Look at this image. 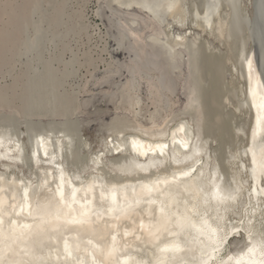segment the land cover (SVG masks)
<instances>
[{
	"label": "bare ground",
	"instance_id": "1",
	"mask_svg": "<svg viewBox=\"0 0 264 264\" xmlns=\"http://www.w3.org/2000/svg\"><path fill=\"white\" fill-rule=\"evenodd\" d=\"M32 1L35 0H2L0 3V82L10 74L14 79L11 84L0 87V109L15 110L13 113L16 112L21 120L53 119L47 120L48 123L27 125L26 129L18 127L19 122L16 120L0 123V197L3 198L0 264H100L101 252L104 253V264H125V261L127 264H201L202 260L209 259L210 253V264H235L241 257L242 264H248L249 260H264L259 255V250L255 256L248 253V248L253 243L264 239V192L261 191L264 187L260 186V180L253 179L251 152L245 155L249 148L258 152L264 143V140H256L255 145L252 142L253 116L248 94L252 97L253 89L257 93L261 92L264 85L256 47L248 44V39L252 37L251 31L246 27L247 23L254 22H260L262 26L263 12L260 10L262 15L259 14L260 19L256 18L259 21H254V17L264 0H168L162 7L166 20L152 11L153 16L141 15L132 10L127 13L132 19H118L117 25L113 26L119 28V33H123L125 29L131 35L129 46L136 50H148L153 46L162 56L169 52L179 55L188 69L184 72L180 68L176 76L179 82L177 89L166 95L161 92L158 84V72L152 74L150 79L142 76L135 78L134 70L132 72L128 68V63L133 62L130 49L127 51L130 53L128 62L110 63L109 69L100 79L95 76L96 87L104 90L108 79L120 71L122 73L124 68L129 69L130 75L125 78L127 80L124 84L116 86L117 101L113 110L117 117L107 126H101L100 136L96 134L99 136L98 141L83 136L80 125L86 122L84 118L73 131L68 127L53 125L54 120L86 115L85 100L79 98L80 91L74 89L76 85L73 87L72 83L69 84L78 72L76 60L81 57L77 58L73 52L71 59L66 60L65 55L70 48L65 42V36L54 38L48 34L58 32L55 28L60 15L58 9L63 0H39L44 8L40 17L41 26L34 27L31 39L25 41V34L30 29L29 20L33 18ZM112 1L121 8H133L137 4L142 11L148 10L139 0ZM115 11H111L114 17ZM233 12L237 13V28H233L229 22ZM75 21L74 24H78V20ZM131 24L137 25V29ZM242 24L245 25L243 28ZM74 27L73 30H79ZM54 30L57 32H53ZM238 30L243 32L242 38L237 35ZM46 38L49 40L45 41ZM120 39L121 37L117 40ZM149 40L152 44H149ZM23 45L25 49L21 48ZM104 46L100 51L105 49ZM203 51L223 54L226 61L224 64L228 66V77L225 76L228 88L221 98L222 107L221 110L218 109L220 115H215L214 118L225 126L222 119L227 113L228 117L233 116L238 121L241 130L235 135V146L231 149L236 158L221 160L219 166L221 177L229 184L233 183L230 184L231 189L234 187L237 190L235 195L230 196L234 199H226L222 204L211 197V185L217 188L221 178L217 181L212 179L211 163L216 160L210 153L219 144L216 137L208 133V123H211L210 120L208 122L205 103L208 98L203 97L206 91L199 79V72L203 71L201 69L207 63L205 61L203 64ZM82 55L87 58L90 54L84 50ZM18 57L21 60L22 57L27 58L24 66L28 71L21 74L23 77L20 78L15 75L13 63ZM211 59L212 57L208 62ZM249 61L254 69V77L249 73ZM38 62L45 66L44 72L36 68ZM55 62L60 67L56 68ZM83 64L82 62L81 65ZM92 68L95 69L93 66ZM213 71L217 73V70ZM25 77L29 82L21 84ZM219 78V81L223 80L220 75ZM89 84L91 83L88 82ZM24 85L29 88L24 96L27 100L26 110L15 106L19 100L15 98L16 92L23 90ZM86 87L87 85L82 86L83 90L88 89ZM12 89L14 95L10 93ZM52 89L55 100L49 99V91ZM41 90L46 93L41 94ZM180 90L185 92V100L182 102L178 99ZM145 91V95H142ZM105 92L111 94L110 90ZM214 95L220 94L215 92ZM188 110H193L192 118L197 120V126L186 115ZM121 112L130 113L131 118L122 119L119 115ZM197 127L199 130H196ZM214 128L215 126L211 130H215ZM11 132H14L13 135ZM71 137H76L79 142L75 152L74 147L69 144V148L66 142ZM198 143L204 146L200 150L203 153L199 156L196 155ZM164 145L167 147H163ZM69 151L72 158L77 156L73 162ZM185 171H190V174L181 175ZM174 177L175 183L159 184L165 195L153 191L148 196L142 192L145 186L153 188L158 181H172ZM25 191L33 207L30 220L20 217L19 206L22 205ZM61 195L64 202L57 204ZM222 195L226 196L225 193ZM113 196L115 204L112 202ZM240 200L244 201V207L240 206ZM161 206L164 208L163 214L159 211ZM108 208L112 212L109 215ZM132 208H137V211L121 215ZM45 212H50L52 216L58 215L59 219L45 217ZM81 213L85 215L82 216ZM235 214H239L240 218ZM100 215L107 219L104 222L92 221L90 227L65 222ZM202 216L218 229L221 236L230 233L226 243L214 253L205 236L196 230L201 225ZM162 217L170 219L165 223ZM141 222L150 225L154 233L161 227L167 231L162 232L158 240H154L152 236L139 230ZM192 223L196 228L191 226ZM25 224L30 225V228H22ZM233 228L238 231L232 232ZM125 232L127 235H124ZM249 232L252 234L251 238L248 236ZM112 236L116 237L115 245ZM173 242L179 243L182 251L161 252L165 245ZM113 247L117 251L109 256L107 250ZM229 257L232 259L229 260Z\"/></svg>",
	"mask_w": 264,
	"mask_h": 264
},
{
	"label": "rangeland",
	"instance_id": "2",
	"mask_svg": "<svg viewBox=\"0 0 264 264\" xmlns=\"http://www.w3.org/2000/svg\"><path fill=\"white\" fill-rule=\"evenodd\" d=\"M35 1H32L33 2L32 3V10H33V13H32L33 16L32 17L33 18H31V20H29V22H30L29 23L30 24L29 25L30 26V29L25 34V36H26L25 37V41L26 42H28L31 39V36L34 33V31H35L34 30V27L35 28H38V27L41 26L40 17H41V14H42L43 10H44L43 3H42V1L39 2V0H35ZM1 2H2V0H0V3ZM34 2H35V4H34ZM17 3L18 2H14V4H17ZM3 4L4 3H2V5ZM115 4H117V3L113 2L112 0H63V2L61 4V6L63 5V7L60 6L59 9H58L60 15L58 16V19H57V22H56V28H55L59 33L57 31H55V30L53 32H57V33H52V34L51 33H48L50 37L53 36L54 38L55 37L65 36V38H64L65 39V42H66L68 48H70V49H68L69 51H67V53L65 55V57L67 58V59L65 58L66 60L71 59V57L73 55V52H75L74 54H75V56L77 58L78 57L79 58L81 57L80 59H77L76 60L77 61L76 62L77 69H78V66H79V69H78L77 74L74 76L75 79L72 78L70 80L69 84L72 83L71 85L73 87L76 85L74 87V89H76L77 92H79V91L81 92V93L79 92V95H80L79 98H82L83 100H85L84 106L87 109L86 115L85 114H79V115H76V116H73V117H70V118H65V119L63 118L64 120L62 118L61 119H58V120H54L53 121V125H55L57 127L59 126L60 128L61 127L62 128L63 127H65V128L68 127L67 129H70V130L73 131V130H76L78 128V124L79 123H82L83 122V118H84V120L89 125L86 128L83 129V131H82V133L84 132L83 133V136L86 137L87 139L92 140V141H98V138L100 136L99 130H100L101 126H103V127L104 126H107L114 118L117 117L116 112L113 110V109H115L114 106H115V103L117 101V96L115 94L116 93V89H117L116 86L117 85L124 84L126 82L125 80H127L125 78H128V73H129V69H125L128 73L125 70H122V73L120 71L121 74L120 73H117L114 76H112L111 78H109L111 81H108L109 84L107 83V85H105L106 88L104 87V90H102V88L96 87V85L94 84L96 82V80H97L96 79L94 81V79L97 76H98L97 78L100 79L103 76L102 74H105L107 72V70L109 69V66L111 64H114V63L117 64V63H124V62H126L128 60L126 54H128L129 52H131V49L128 47L129 44L131 43V41H128V42L125 43V45H122V42H124V41H121V39H120V41L117 40V39H119V37H122V32L119 33V28L118 27H116V28L114 27L118 23L117 22L118 19H114L113 16H112V12H111V11H113V10L115 11L117 9L116 6H115ZM33 6H34V8H33ZM117 10L115 11V14H116V12H118V14L119 13H122V14L124 13L122 11L123 9L122 10L121 9H117ZM132 12H136L137 13L138 11L132 10ZM138 13H140V12H138ZM140 14L141 15H145L143 13H140ZM74 15H76V16H74ZM125 16L126 15L124 14V17ZM122 19H123V17H122ZM130 19H132V18H130L128 16V14H127L126 18H124L125 21H128ZM75 20H78L77 21L78 24H76V25L74 24V23H76ZM70 24H71V26L74 24L75 27L72 26V28L74 27V28H77L79 30H77V31H76V29L73 30L71 28ZM66 28H68V30ZM139 28H140V26H139ZM59 29H62V30H59ZM195 31H198V30L195 29ZM64 33H66V34H64ZM54 35H56V36H54ZM66 38H68V39H66ZM47 39L48 38H46L45 41H48L49 40V39L48 40ZM101 40H103V42H101ZM212 44H213V42H212ZM77 45H78V47H77ZM104 45L105 46L107 45V46L105 47ZM117 45H118V48L121 50V52L118 50ZM103 46L105 47V49L102 50V51H100L101 49H103ZM213 46H214V44H213ZM22 47H23V49H25V45L21 46V48ZM129 49H130V51L127 52ZM84 50H85V53L90 54V55H88L87 58L85 56H83L84 54L82 55V53L84 52ZM107 50H109V51H107ZM80 51H81V53H80ZM76 52H77V54H76ZM108 52H109L110 55L108 54ZM71 53H72V55H71ZM208 53L207 52H204V51L202 53V56L203 57L205 56V57L204 58L201 57V60L203 58L204 59L203 60V64L207 62L206 63L207 66L204 65L205 66V69L203 68L204 66L202 67L201 70H203V71H200L199 72V79H201V81L203 83V89H205V91H206L203 94V97H204V99L208 98V100L205 101V103H207L206 104V106H207L206 109L208 111V114H207L208 115V122H209V120L211 122V123H208V126H210L208 128V133H210L211 136L213 135V137H216L217 142L219 144V147L217 149H212V151H211L210 154L214 157V159L218 163L217 166L219 167V166H221V160H227V158H236L231 153V149L235 146V135H237V133H240L241 130H240V126H239L238 121L235 120L233 118V116L228 117L229 115H227V113L224 115L225 118L223 117V119H222L226 123L225 126L222 125L223 124L222 122H219V120H215V118H214L215 115L216 116H219L220 115L219 112L221 110L220 108L222 107V99L221 98H223V94L226 92L225 90H227V88H228V84L226 82V77H228V76H226V75H228V66L226 65V63L224 64V62H226V61L224 60L223 54H213V53L211 54V52H208ZM51 54H53V53H51ZM51 54L48 56L49 58H50ZM98 54H99V56H98ZM227 54H229V53H227ZM56 55H58V54H56ZM59 56H58V58H59ZM100 56H101V58H100ZM111 56H113V57H111ZM84 57H85V59H84ZM211 57H212V59L209 60V62H208V59H210ZM217 57H219V58H217ZM18 58H19V62H20L19 64H18ZM18 58L13 63H15L14 64V68H16L15 69V75H18L19 78H20V77H23V76H21V74H26L27 71H28V70H26V65L24 66V63L27 62V58L26 57H24V58L22 57V60L20 59V57H18ZM92 59H96V60H92ZM102 59H103V61H102ZM98 60H99V62H98ZM100 60H101V62H100ZM113 61H116V62H113ZM215 61H217V62H215ZM82 62L84 63L83 65H81ZM213 62L216 65H214ZM79 63L81 65V67H80ZM129 64L130 63H128V68L131 67ZM60 65L62 66V63ZM89 66L91 67V69H90ZM92 66L97 71H94L95 69H93ZM215 66L219 70L217 68H215ZM55 67L58 68L60 66H59L58 63H55ZM82 67H84V68H82ZM211 67H213V68L211 69ZM87 68L90 69V71ZM120 70H121V68H120ZM181 70H183L184 72L186 71L185 65H182ZM213 70H217V73H216V71H213ZM222 70H223V72H222ZM205 72H207L208 74L207 73L205 74ZM201 73L204 74V76ZM218 73H219L221 79H223V80L219 81L220 78L218 79V76H219ZM210 74L211 75H215V76H211ZM10 75L5 76V78H3L1 80L0 87H5L6 85L11 84L13 82L14 79ZM116 75H119V76L118 77H115ZM92 76H93V78H92ZM207 77H209L211 80L208 79ZM204 78H205L206 82H205ZM224 79H225V81H224ZM28 82H29V79H26V77H25L21 84H25V83H28ZM88 82L91 83V84L88 85ZM221 82H223V83H221ZM85 83H87V84H85ZM79 84H80V86H79ZM178 84H179V82L177 80V85ZM84 85H87L86 88H88V89L90 88V90H88V89H86L88 91L83 90L82 86H84ZM94 85H95L96 88H94ZM213 86H214V88H211ZM220 86H222V87H220ZM215 87L217 88V91H216V88ZM92 88H93V90H92ZM210 88H211V90H210ZM218 88H221V89H218ZM28 89L29 88H27L24 85L23 90L22 89H19L18 92H16L17 93V96H15V98L17 97V98H19V100H17V102L15 103V106H19L20 108L23 107L24 110L27 109V107H26L27 100L24 98V96L27 95ZM214 89H215V91H214ZM107 90H110L111 91V94H108L107 92H105ZM212 91H214V92L212 93ZM208 92H210V93H208ZM215 92H216V94L219 93L220 95L219 96L218 95H214ZM10 93H12L14 95L13 89L10 91ZM179 93H181V90H180ZM83 95H84V97H83ZM142 95H145V92H143ZM178 96H179L178 99H180L181 102L183 100H185L184 98L181 97V94L178 95ZM217 97H219V98H217ZM83 100H81V101H83ZM216 103H217V105H216ZM213 104H214V106H211ZM208 105H210V107ZM13 107H14V104H13ZM212 108L214 110H216V111L218 109H220V110H218L217 111V114H215V111ZM210 110H212L214 113H212V111H210ZM13 111H15V110H12V109H10V110L0 109V123H3L1 121L10 122V121L16 120L17 122H19V123H17V126L20 127L21 129H26V126L27 125H36V123H42V122L48 123L47 120H35V119H33V120H30V119H23V120H21L22 118L19 115H17L16 112L13 113ZM212 114H213V117H211ZM119 115L122 116V119H125V120L126 119L128 120V119L131 118L130 113H127V112H121V114H119ZM213 119H214V123H212L213 122ZM215 121H217V122L215 123ZM70 124H73V126H75V125L76 126L73 127ZM233 124H237V126H233ZM211 126H213V127L215 126V128H214L215 130H211V129H213V127L211 128ZM71 127H73L74 129L71 128ZM221 127L223 129H221ZM214 133H216V134H214ZM96 134H98L99 136L96 135ZM236 186H237V182H236ZM239 204H240L241 207H244V204L245 203H244L243 200H240ZM235 216L237 218H240V215L239 214H235Z\"/></svg>",
	"mask_w": 264,
	"mask_h": 264
},
{
	"label": "water",
	"instance_id": "3",
	"mask_svg": "<svg viewBox=\"0 0 264 264\" xmlns=\"http://www.w3.org/2000/svg\"><path fill=\"white\" fill-rule=\"evenodd\" d=\"M123 1L125 2L126 0H123ZM167 1L168 0H139L141 5L143 4L142 6H144L145 8L148 9L145 11H142L141 8H139L137 6V4L134 5L133 8H121V6L119 4H115V6L118 9H121V10L124 9L125 11H123L124 12L123 14L122 13L118 14V12H116L115 17L113 16V18L114 19H120L122 17L125 18L124 14L127 15V13L131 10L138 11V12L143 13V14H149V15H152L154 13L157 16L165 18L166 13L162 7H163L164 3ZM236 5H237V7H239L238 4H236ZM260 10L263 12V15H264V4L263 5L261 4L260 8L256 10L254 21H259L256 18L259 17V19H260L259 14L262 15L261 14L262 12ZM165 20H166V18H165ZM242 21L244 22V19H242ZM117 22H118V20H117ZM229 22L232 24L233 28L234 27L237 28L239 26L238 23H236L237 22V13L233 12V14H231V18L229 19ZM261 22H262L261 23L262 26H260V22H256V23L254 22V23H250V24L247 23L246 27L251 31L250 35L252 37V39H248V44H253L256 47L257 61H258L259 67L262 71V77H261L262 79L261 80H262V84L264 85V16L262 17ZM131 26L134 29H137V26H135L133 24H131ZM243 26H245V25L242 24V28H243ZM140 27H142V26H140ZM123 30L124 31L122 33L121 41H124V42H122V45H125V42L130 41L131 35L127 32V30H125V29H123ZM242 34H243V32L241 33L240 30L237 31V35L239 36V38H242V36H243ZM149 44H152L151 40H149ZM128 47H130L132 55H133V62H131V64H129V65L131 66L130 67L131 71L133 72V70H134V72L136 73L135 78H137V77L141 78V76H142L144 78L150 79L152 74H154L155 72H158V74L160 76L158 84H159L161 92H163V94L169 95V94L173 93V91L175 89H177L178 86H177L176 76L179 74L180 68L184 64L179 55L172 54L169 52L168 54L162 56L159 53V50H157L153 46L149 47L148 50H146V49L142 50L141 48H137V50H136V48L133 46H128ZM117 48H118V45H117ZM118 50L121 52V50L119 48H118ZM154 52L156 55L159 53V55L156 56L154 54ZM33 53L35 54V51H33ZM34 54H30V55L33 56ZM126 55H127V59H128L129 54H126ZM31 60H32V57H31ZM39 63L40 62H38V64H36V66H37L36 68L38 70L44 72L45 66L43 64H39ZM55 63H57V62H55ZM185 69H188L186 67V65H185ZM123 70H125V68ZM128 75H130V74L128 73ZM118 76L119 75H116L115 77H118ZM108 81H111V80L109 79ZM143 87L144 88L146 87L145 83H144ZM52 91H53V89L49 91V96H50L49 99H54L55 94ZM43 93H46V92L41 90V94H43ZM145 93H146V91H145ZM37 94H39V92H37ZM180 94H181V97L184 98L185 92L181 91ZM248 95H249L248 98H249L250 103H251L252 116H253V125H252V131L251 132H253L255 130L256 131V140H257V142H261L262 140H264V137L261 135L260 130L256 124V109L252 104V97H251L250 93ZM185 113L190 118H192V116L194 115L193 110H188ZM44 118H46V117H44ZM38 119H40V118H38ZM51 119H53V118H46L45 120H51ZM192 119L194 120V125L197 126L196 125L197 120L195 118H192ZM88 125L89 124L87 122H83V124L80 126V129L83 130ZM196 130H199L198 127L196 128ZM185 131H187V129H185ZM196 132H198V131H196ZM13 133L14 132H11V135H13ZM66 142L68 143L69 148H71V145L74 147V152H75V150L77 149L78 143H79L78 139L76 137H71V140H67ZM69 144H71V145H69ZM203 147L204 146L201 143H198V151L196 152L197 156H199L201 153H203V152H200V150H202ZM23 154H24V152H23ZM69 156H70L72 162H73V160H76L77 156H75V158H72L70 151H69ZM215 162L216 161H213L211 163L212 164L211 171H212V176H213L212 179L214 181L219 180V178H221V179L218 182L217 188L214 187V185H211V188H212L211 197L216 196L217 190H219L220 194L225 193V195L227 197L235 195L237 193V190L234 187H232L233 189H231V187H230V184H233V183L229 184L226 179L221 177V173H220L221 170L216 165L217 162L216 163ZM250 164L252 165L251 156H250ZM260 186L264 187V180H260ZM263 200H264V198H263ZM22 204L24 205V212L21 213L20 217H23V219L25 218L26 220H30L32 215L29 216L28 213L29 212L33 213V207L30 204V197H27L25 200L24 193L22 195ZM110 211L111 210L108 208L107 209L108 215L110 213H112ZM136 211H137V208L129 209L126 212V215H130L132 213H135ZM116 215L119 216V213H116ZM116 215L114 216L115 219L117 217ZM105 219H107V218H105L103 215H100V216H93L90 220L91 221L104 222Z\"/></svg>",
	"mask_w": 264,
	"mask_h": 264
},
{
	"label": "snow or ice",
	"instance_id": "4",
	"mask_svg": "<svg viewBox=\"0 0 264 264\" xmlns=\"http://www.w3.org/2000/svg\"><path fill=\"white\" fill-rule=\"evenodd\" d=\"M249 73L253 75L254 77V69L252 67L251 62L249 61ZM262 88H264V86H262ZM252 104L256 109V124L257 127L259 128L262 136H264V90H262L261 92L257 93L255 91V89H253L252 91ZM252 142L253 145H255L256 143V131L254 130L252 133ZM163 147H167L166 145H164ZM248 152H251L252 156H251V163L253 165L252 167V176L253 179L255 180H264V143L261 144L259 151L257 152L254 148H249L246 152L245 155L248 154ZM191 171V170H190ZM190 171H185L183 173H181V175L183 176H188L190 174ZM163 183V184H172L175 183V177L173 178L172 181H168V180H164V181H158L157 184L153 187V188H149L147 186H145L144 189H142L143 193H146L148 196H151L153 191H155L157 194L160 195H165V193L160 189L159 184ZM262 192H264V188L261 189ZM25 200L27 198V191H25ZM74 195V193H73ZM234 199V197H226L222 194L219 193V190H217L215 199L217 200L218 203H223L226 199ZM125 199H127V197H125ZM64 202V197L61 195V198L59 201H56L57 204ZM112 202L113 204L116 203L115 200V196H113L112 198ZM20 212L23 213L24 212V205H20ZM39 206H37V211H39ZM159 211L163 214L164 213V208L161 206L159 208ZM29 216L33 215L32 212L28 213ZM82 216H84V213H81ZM121 215H126L124 213H121ZM3 198L0 197V226H2L3 224ZM45 217H52V219H59V216H52V214L50 212H45L44 213ZM162 219L164 220L165 223L168 222V220L170 218L168 217H162ZM66 223H72V224H77L80 225L81 227H83L84 225H88L89 227L92 224V221L90 219H88L87 217H85L84 219L81 220H71V221H65ZM14 223V222H12ZM12 223H10L9 227H12ZM191 226L193 228H196V225L194 223L191 224ZM22 228L24 229H29L30 225H22ZM139 230L146 232L149 236H152L154 240H158L159 239V235L164 232L167 231L166 228H158L156 230V232H153V229L150 225H145L143 222H141L138 226ZM197 232L200 233L201 235H204L205 238L208 240L209 245L212 248V253L216 252L224 243H226L227 240V236L230 233H225L224 235H220L218 232L217 228H214L208 221L207 218H205L204 216L201 217V225L199 228H196ZM3 229L2 227H0V233H2ZM135 231V230H134ZM238 231V229L233 228L232 232ZM124 235H127V232L124 233ZM251 233H248L249 238H251ZM113 245H115L116 243V237L112 236L111 237ZM65 250L67 251V246L65 248ZM257 250H259V255L261 257H264V239L253 243L252 247L248 248V253L251 254L252 256H255L257 254ZM116 248H110L107 250L108 255L112 256L115 254L116 252ZM182 251L181 246L179 243L173 242L171 244H167L165 245V247H163L161 249V252L164 253H176ZM101 260H100V264H104V260H103V255L104 253L101 252ZM210 259H211V253L209 256V259H205L201 261V264H210ZM232 257H229V260H231ZM242 260L243 257L239 258L236 260L235 264H242ZM113 264H115V262H113ZM125 264H127V261H125ZM248 264H264V260H249Z\"/></svg>",
	"mask_w": 264,
	"mask_h": 264
}]
</instances>
